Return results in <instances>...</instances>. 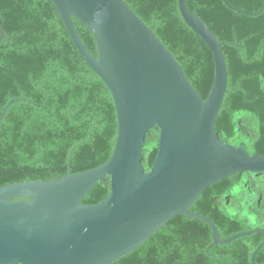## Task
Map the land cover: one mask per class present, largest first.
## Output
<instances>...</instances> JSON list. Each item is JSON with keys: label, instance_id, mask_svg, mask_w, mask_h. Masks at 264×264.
<instances>
[{"label": "trees", "instance_id": "16d2710c", "mask_svg": "<svg viewBox=\"0 0 264 264\" xmlns=\"http://www.w3.org/2000/svg\"><path fill=\"white\" fill-rule=\"evenodd\" d=\"M152 28L205 99L214 79L208 45L183 20L178 0H125ZM226 1V2H225ZM187 0L222 42L228 82L215 133L249 154L264 155V0ZM235 9H233V8ZM239 10L243 12H239ZM247 12V13H244ZM96 56L89 29L73 19ZM0 186L48 181L105 162L117 134L110 91L74 46L51 0H0ZM159 128L146 134L142 165L158 151ZM110 192L106 176L84 196L95 204ZM190 211L207 216L221 238L264 230V172L232 174L205 188ZM203 220L176 215L114 264H264V232L212 244ZM253 258V260H252Z\"/></svg>", "mask_w": 264, "mask_h": 264}, {"label": "water", "instance_id": "95a60500", "mask_svg": "<svg viewBox=\"0 0 264 264\" xmlns=\"http://www.w3.org/2000/svg\"><path fill=\"white\" fill-rule=\"evenodd\" d=\"M51 1L79 54L111 93L116 140L110 157L91 169L73 174L70 151L63 177L0 186V264H114L176 215L205 221L213 245L264 232L254 228L221 238L207 216L190 211L215 182L244 171L264 172V155L249 154L215 133L227 90L226 60L222 42L190 11L187 0H178L180 14L208 45L214 61L205 99L125 0ZM73 19L91 32L96 56ZM3 35L1 31L0 40ZM14 100L5 105L0 122ZM154 127L160 130L158 151L146 171L142 149ZM106 176L108 195L95 204L82 203Z\"/></svg>", "mask_w": 264, "mask_h": 264}]
</instances>
